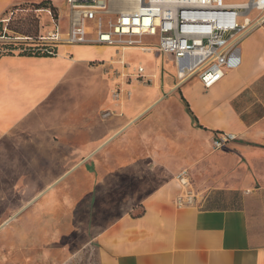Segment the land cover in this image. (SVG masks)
Segmentation results:
<instances>
[{
    "label": "crops",
    "instance_id": "obj_1",
    "mask_svg": "<svg viewBox=\"0 0 264 264\" xmlns=\"http://www.w3.org/2000/svg\"><path fill=\"white\" fill-rule=\"evenodd\" d=\"M20 1L0 0V16ZM240 47L208 90L193 75L174 83L160 53L142 65L149 81L108 46L106 59L83 44L0 56L4 227L25 210L72 222L89 255L69 264H264V21ZM130 49L145 52L122 59ZM217 132L236 139L212 150ZM183 169L200 198L176 208Z\"/></svg>",
    "mask_w": 264,
    "mask_h": 264
},
{
    "label": "built area",
    "instance_id": "obj_2",
    "mask_svg": "<svg viewBox=\"0 0 264 264\" xmlns=\"http://www.w3.org/2000/svg\"><path fill=\"white\" fill-rule=\"evenodd\" d=\"M63 6L53 29L45 34H0V56H54L60 45L94 44L115 48L120 66L127 68L122 51L131 46L148 50L140 45L147 36L156 38L154 50L173 58L179 80L196 74L208 90L225 71L240 66L242 39L264 21V0L237 5L225 0H139L138 9L130 12L116 0H63ZM253 12L256 16L250 18ZM131 75L149 81L142 65ZM235 139L232 133L217 132L210 144L218 150ZM175 177L181 187L173 200L175 207L195 206L200 195L188 170Z\"/></svg>",
    "mask_w": 264,
    "mask_h": 264
},
{
    "label": "rangeland",
    "instance_id": "obj_3",
    "mask_svg": "<svg viewBox=\"0 0 264 264\" xmlns=\"http://www.w3.org/2000/svg\"><path fill=\"white\" fill-rule=\"evenodd\" d=\"M47 1L45 7L38 8V4ZM130 1V0H129ZM128 0H116L117 5L129 2ZM236 1L239 3L248 0H225V2ZM50 6L55 8V12L50 9ZM64 9L63 0H23L10 6L0 16V34H26L35 36L39 33H47L54 27V23ZM50 11V15L48 14ZM56 14V17H55ZM253 12L250 18L253 17ZM53 19V20H52ZM156 38L142 37L141 46L149 48L145 52L130 49L124 52V57L129 62V70L131 71L138 65H143L146 71H149L156 62V58L162 57L156 50L154 45ZM88 46L89 54L96 58H107L112 54L111 50L101 51L100 46L94 47V44H84ZM165 65L176 69V64L173 58L169 55H164ZM197 78L193 75L192 79ZM144 79H142L143 81ZM178 81L174 76V83ZM178 86V85H177ZM175 86L173 89L177 88ZM212 148V147H211ZM212 150H214L212 148ZM35 191L33 188L24 189L23 197L29 198ZM15 200V197L12 198ZM10 203V202H9ZM16 204H8L9 209L14 208ZM4 208L0 205V212ZM16 215L6 225L0 220V264H69L68 258L76 255L81 258V262L86 260V248H81V241L84 237L80 233L73 231L71 228L72 222L56 220L49 221L47 217L41 220L32 219L30 211L25 214ZM29 214V215H28ZM79 249V250H78ZM75 251H77L75 253ZM90 258L94 257V253L90 254Z\"/></svg>",
    "mask_w": 264,
    "mask_h": 264
},
{
    "label": "bare ground",
    "instance_id": "obj_4",
    "mask_svg": "<svg viewBox=\"0 0 264 264\" xmlns=\"http://www.w3.org/2000/svg\"><path fill=\"white\" fill-rule=\"evenodd\" d=\"M227 4L228 5H237V4H232V3H230V4L227 3ZM240 4H243V3H240ZM138 7H139V0H130L128 3H126V8L124 11H128V12L134 11V10L138 9ZM4 224H5V222H4Z\"/></svg>",
    "mask_w": 264,
    "mask_h": 264
},
{
    "label": "trees",
    "instance_id": "obj_5",
    "mask_svg": "<svg viewBox=\"0 0 264 264\" xmlns=\"http://www.w3.org/2000/svg\"><path fill=\"white\" fill-rule=\"evenodd\" d=\"M47 1H43V2H41L40 4H38L39 6H38V8H40V7H45L46 5H47ZM50 9L51 10H53L54 12H55V8L54 7H52V6H50ZM55 17H56V14H55ZM26 35V34H25ZM29 55V54H28Z\"/></svg>",
    "mask_w": 264,
    "mask_h": 264
},
{
    "label": "water",
    "instance_id": "obj_6",
    "mask_svg": "<svg viewBox=\"0 0 264 264\" xmlns=\"http://www.w3.org/2000/svg\"><path fill=\"white\" fill-rule=\"evenodd\" d=\"M19 214V212L18 213H16L13 217H15L16 215H18Z\"/></svg>",
    "mask_w": 264,
    "mask_h": 264
}]
</instances>
